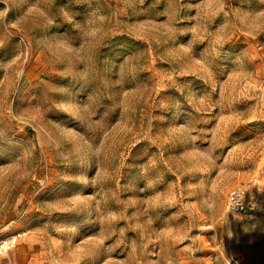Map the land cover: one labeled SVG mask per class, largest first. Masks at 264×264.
<instances>
[{
    "label": "rangeland",
    "instance_id": "rangeland-1",
    "mask_svg": "<svg viewBox=\"0 0 264 264\" xmlns=\"http://www.w3.org/2000/svg\"><path fill=\"white\" fill-rule=\"evenodd\" d=\"M0 264H264V0H0Z\"/></svg>",
    "mask_w": 264,
    "mask_h": 264
},
{
    "label": "built area",
    "instance_id": "built-area-1",
    "mask_svg": "<svg viewBox=\"0 0 264 264\" xmlns=\"http://www.w3.org/2000/svg\"><path fill=\"white\" fill-rule=\"evenodd\" d=\"M229 203L231 205V208L235 210H244L245 205L243 203V198H242V191L239 189H234L230 192L229 197H228Z\"/></svg>",
    "mask_w": 264,
    "mask_h": 264
}]
</instances>
